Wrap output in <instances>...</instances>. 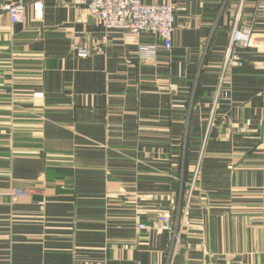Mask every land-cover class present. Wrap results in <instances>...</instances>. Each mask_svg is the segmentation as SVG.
I'll return each instance as SVG.
<instances>
[{
  "label": "crops",
  "instance_id": "1",
  "mask_svg": "<svg viewBox=\"0 0 264 264\" xmlns=\"http://www.w3.org/2000/svg\"><path fill=\"white\" fill-rule=\"evenodd\" d=\"M144 1L176 5L170 50L0 0V264H264V0ZM235 24L254 45L220 87Z\"/></svg>",
  "mask_w": 264,
  "mask_h": 264
},
{
  "label": "built area",
  "instance_id": "2",
  "mask_svg": "<svg viewBox=\"0 0 264 264\" xmlns=\"http://www.w3.org/2000/svg\"><path fill=\"white\" fill-rule=\"evenodd\" d=\"M80 1L87 6L88 11L96 22L106 31H128L133 34L143 32L152 33L159 37L167 50L172 47V37L175 30V10L173 3H146L144 0H73ZM25 3L22 1L6 4L3 8L10 15L12 23H21L25 16ZM35 9H41L40 3H34ZM39 13V11H38ZM39 13L38 16H41ZM107 36L102 37L101 42H106ZM99 44V43H95ZM251 28H239L237 24L232 28L227 51L223 62V72L219 86L226 81L227 72L234 66L241 65V61L235 55V49L239 46H253ZM264 49V40L261 43ZM90 50L86 46H79L77 54L80 57L89 56ZM214 109V107H213ZM199 166H197L188 193V202L193 197L196 189ZM21 191H17V194ZM189 205V204H188ZM159 223L164 229L172 228V212L166 211L159 216ZM139 229H146L144 223L138 224Z\"/></svg>",
  "mask_w": 264,
  "mask_h": 264
},
{
  "label": "water",
  "instance_id": "3",
  "mask_svg": "<svg viewBox=\"0 0 264 264\" xmlns=\"http://www.w3.org/2000/svg\"><path fill=\"white\" fill-rule=\"evenodd\" d=\"M34 199L35 200H43V197L42 196H39V195H35L34 196Z\"/></svg>",
  "mask_w": 264,
  "mask_h": 264
}]
</instances>
